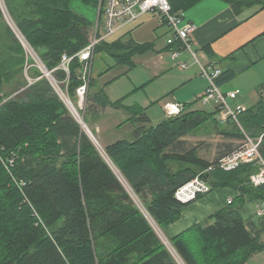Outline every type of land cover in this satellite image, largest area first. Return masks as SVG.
Returning <instances> with one entry per match:
<instances>
[{"label": "trees", "instance_id": "1", "mask_svg": "<svg viewBox=\"0 0 264 264\" xmlns=\"http://www.w3.org/2000/svg\"><path fill=\"white\" fill-rule=\"evenodd\" d=\"M4 1L5 8L0 6V148L4 158L14 155L15 166L9 172L0 161V264H179L148 217L162 230L179 221L183 211L205 195L184 203L177 192L208 170L211 192L229 188L239 196L170 240L176 254L184 264H246L264 251V219L262 228L257 224L253 228L244 218L248 203L264 202V185L255 187L250 180L257 167L246 164L225 170L219 167V159L202 158L199 148L188 147L184 140L209 129L210 123L214 134L231 141L224 148L232 153L234 139H245L234 123H220L217 110L189 111L194 104L157 126H147L149 121L141 112L140 117L134 114L139 126L133 139L110 144L103 156L47 80L29 87L26 83L18 95L11 90L25 81L27 64L34 60L27 57L5 16L12 18L58 83L68 81L71 100L78 99L76 91L84 82L77 55L102 22L74 13L72 0ZM80 1L95 10L102 2ZM199 1L174 0L173 11L188 10ZM221 1L238 15L264 9V0ZM150 48L102 41L95 53L105 52L133 67L132 58ZM65 55L74 58L69 73L60 68ZM28 73L33 80L41 76L36 67ZM227 79L221 76L218 83ZM92 84L91 80L90 89ZM14 94L22 97L10 99ZM93 100L102 107L111 104L103 91ZM240 120L252 137L264 135L262 102L248 108ZM260 151L264 158V136ZM13 178L26 184L22 195ZM24 199L36 209V216L30 205L21 206Z\"/></svg>", "mask_w": 264, "mask_h": 264}, {"label": "crops", "instance_id": "2", "mask_svg": "<svg viewBox=\"0 0 264 264\" xmlns=\"http://www.w3.org/2000/svg\"><path fill=\"white\" fill-rule=\"evenodd\" d=\"M72 2L73 0L71 5ZM73 12L86 18L83 13L76 10ZM180 13L185 16L186 22L196 26L191 41L194 50L197 52L196 56L188 50L181 49L179 50V57H174L173 52L177 46H169L168 44V39L172 35L171 29L156 14H146L137 23L126 25L115 35L103 40L111 44L122 42L124 44L134 43L139 46L150 45L151 48L148 52L132 58L133 67L125 63H118L114 57L105 52L95 53L96 58L94 59L95 62L93 61L91 72L93 82L91 89L93 91L92 94L89 93L90 105L87 109L88 114L91 112L93 114L92 124H95L94 120L98 121L101 113L104 116L113 112L120 113L116 109L118 106L114 105L118 102L123 104V98L129 99L145 87H149V91L134 101L136 103L134 106L124 104L121 106L130 112V114L127 113L130 117H125L124 124L120 125L117 118L112 120L114 126L121 130V134L122 130L123 133L126 132L122 134L124 136L120 140H128L130 137L131 140L133 139L134 132L139 126L138 122L133 120L134 114H137L136 117H140L141 112L145 114L149 121L147 126L158 125L159 119H163V117L158 118L159 116L154 113V109L157 108L155 104L159 106L161 111L158 110L164 116L165 113L167 114L166 106L168 105L165 103L170 100L178 101V104H185V106L194 104L189 111L205 110L197 107L200 104V98L209 87L208 80L201 74L200 64H210L222 70L224 79L225 77L228 78L222 83H218L224 93L240 91V95L234 104L243 105L247 108L258 105L260 101L258 90L264 84V9L260 11L257 9L249 10L238 15L229 4L221 0H201L188 10L180 11ZM96 16V22L101 21L103 23V17L100 14H96ZM99 25L102 26L100 23ZM164 39L165 42H163ZM138 64H141L142 67L145 65L148 70L137 74L138 76L133 79L131 74L137 70ZM183 64H186L185 67ZM125 77L128 78L127 87L119 94L117 100H112L105 91H109V86L125 79ZM158 84L159 86H157ZM102 91L111 103L108 107H102L93 100L94 95ZM255 94L257 102L254 103L252 101H254ZM163 97L164 100L161 104L160 101ZM153 104L154 109L151 111ZM208 111L210 110L208 109ZM165 119L167 118L164 117ZM96 129L101 134L108 132V128L103 131L100 125H96ZM196 137L195 135H188L184 140L188 147H198L199 154L202 156L198 146L200 144L195 143ZM213 192L188 206L183 211L181 219L165 229V237L169 241L194 225L206 221L239 196L238 192L229 188L221 189L216 193ZM248 204L259 207L261 203ZM244 213L247 214L248 217L245 218L244 215V218L247 222L249 221L251 227L254 228V225L257 224L259 228H262V220L257 218V214H255L256 217L253 216L247 205ZM256 229L260 230L257 226ZM256 256L257 254L252 258Z\"/></svg>", "mask_w": 264, "mask_h": 264}, {"label": "built area", "instance_id": "3", "mask_svg": "<svg viewBox=\"0 0 264 264\" xmlns=\"http://www.w3.org/2000/svg\"><path fill=\"white\" fill-rule=\"evenodd\" d=\"M173 1L174 0H102L98 9L99 14L104 19L102 26H100L99 23L96 24L93 28V36L90 44L77 55L83 66L81 73L84 81L76 91L78 100L80 99L81 102H84L88 96V90L91 84V60L95 54L97 45L106 38L115 35L122 27L137 23L139 19L146 14L158 15L162 22L171 29L172 35L168 39V44L169 46H177L175 52H173L175 58L179 57V50L181 49L190 51L194 56L197 55L191 42L196 26L190 22H186L185 16L182 13L173 11ZM98 32L100 36H98ZM29 57H32L33 60L35 59L33 56ZM73 59V57L65 55L60 68L69 73V66ZM185 65L186 64H183V67H185ZM200 67L202 76L209 82V87L200 98V103L203 106H209L210 111L217 110L220 123L227 124L236 122L239 124L240 116L248 110V108L243 105L234 104L240 95V91L224 93L220 88L216 87V83H218V80L223 74L222 70L210 64H200ZM35 81H37V79H30L29 86ZM259 97L264 105V85L259 91ZM185 109L186 106L183 104L171 103L166 106V112L170 118L181 116L185 113ZM262 141L263 136L259 139H253L246 135L245 142L240 147V150L233 156L224 159L222 162L220 160L219 165L221 164V167L226 170H233L240 165H255L260 170L251 176V183L255 187L264 185V158L260 151ZM2 151L3 148H0V161L4 168L10 172L15 166V157L13 155L4 158ZM13 180V182L19 186V189L23 191V187H25L26 184L16 178H13ZM211 191L212 187L209 183L200 180L198 176L193 182L182 187L177 192L176 197L178 200L187 203L195 200L199 194L206 195L211 193ZM257 216L260 218L264 217V202L260 204ZM172 251L175 253L173 247Z\"/></svg>", "mask_w": 264, "mask_h": 264}, {"label": "rangeland", "instance_id": "4", "mask_svg": "<svg viewBox=\"0 0 264 264\" xmlns=\"http://www.w3.org/2000/svg\"><path fill=\"white\" fill-rule=\"evenodd\" d=\"M4 5H5V1L4 0H0V6L3 9L5 8ZM70 7L72 8L73 11L76 10L79 13H83L85 15V17L87 19H89L90 21H92L93 23L96 22V19H97L96 14L99 15V10H95V9H92L91 7H87L80 0H73L72 5L70 4ZM5 20L9 23V25L11 26V28L15 32H17V36L20 39L21 43L23 44V46H24V48L26 50L27 57L33 56L35 58L34 59L35 61H33V64H31V65H28L27 64V67H29V68H27V70L25 72V76L27 77V78L26 77L24 78L25 81L20 80V81H23V82L20 83V84H15L11 88V90L15 91L17 93V95H18L26 87H29V83H30V79L31 78H29L28 76L31 77V73H28V69H30L31 67H36L38 69V71L40 72V75H41L38 78L36 77L37 78V81L40 80V79H45V80H47L51 84V86L54 88V90L56 91V93L61 96V100L65 103V105L69 109V111L71 113V116L74 117V119L80 124L82 130L89 136V133H88L89 131H87L84 128V125L81 124L82 122L80 121V119L78 117H76V115L74 114V112L70 108L69 104L62 97L59 89L57 88V85L59 86V88L61 89V91L64 92L67 95V97L69 98V100L71 101V103H73V105L76 107V109L78 110L80 116H82L84 123L87 125V127L90 130V132L92 133V136H89V137L91 138V140L93 141V143L95 144V146L97 147V149L100 151V153L103 156H105V148L107 146H109L110 144L119 141L124 136L122 134H125L126 133V132L123 133V130H122V134H121V130H119L117 127L114 126V123L112 122V120L117 118V120H118V122H119L120 125L124 124L125 117L126 118H127V116L130 117V115H127V113L130 114V112L126 111L121 106L123 104L124 105H133L134 106L136 104V103H134V101H136V100L140 99L141 97H143L144 93H146V91H149L148 90L149 87H145L144 89H142L140 91H137L129 99L128 98L127 99L123 98V104L121 106H118L116 108L120 113L113 112L112 114H107L106 116L102 115V113H101L100 114L101 116H99L98 121H95L94 120L93 122H95V124L97 126L100 125L102 127L103 131H105L104 129H107L108 128V132L106 134L98 133L97 132L98 130L96 129V125L95 124H92V122H91V120H93V119H91V118H93L92 112H91V114L90 113L88 114V112H87L88 111L87 110L88 109V105H90V102L88 101L89 100V93L92 94V91L93 90L91 89V92H90V88H89V90H88V96L86 98V101H84V102H81L80 99L79 100L78 99L71 100L70 97H69V95H68V93H67V91H68V84H69L68 81L61 82V83H58V81L56 82V74L53 71H50V69L45 65V63H43V61L41 60V58H40L39 54L36 52V50L34 48H31V46L29 45V43H27V41L24 40V38L18 32V30H17V28L15 26V23L12 20V18H10L7 15V16H5ZM163 42H165V39L163 40ZM95 58L96 57H95V54H94V56L92 57V60H91V72H92L93 61L95 62V60H94ZM81 70H83V66H82V69ZM147 70L148 69H146V66L145 65L142 67L141 64H138L137 65V70L136 71H133L131 75H133V79H134L135 77L138 76L137 74H140L142 72H146ZM127 81H128V78L125 77V79H121L119 82H115L112 86H109L108 87L109 88V91H107V92L105 91V93L107 95H109L110 98H112V100H117L116 98L119 96V94H121V92H123L124 89L127 87ZM26 83L28 84V86H26L27 85ZM24 85L26 86L25 88L23 87ZM157 86H159V84ZM17 95H15V94L14 95H11L10 96V99L11 98L16 99V98H19V97L21 98L22 97V95H19L18 97H17ZM120 96H122V95H120ZM170 98H172V97H170ZM163 100H164V97L160 101L161 104H162V101ZM253 100L254 101H252V102H254V103L257 102L256 94L254 95ZM259 100H260V98H259ZM167 103L168 104H171V103L178 104L179 102L178 101H171L170 100V101L166 102L165 104L167 105ZM155 106L157 108L154 109V104L151 105V107H152L151 111L154 109V113H156V115L159 116L158 118H162L163 117V119H159V121H158L157 124H159L160 122H163L164 117H166L167 119L170 118L166 113H165V116H164V114L162 112L161 113L159 112V110L161 111V109L159 108V106L157 104H155ZM197 107L204 108L205 110H208L209 109V106H202L201 103L198 104ZM91 108H92V101H91ZM167 119H165V120H167ZM217 119L219 121V117H217ZM208 127H209V129L202 130L199 133V135L196 137V140H195L196 141L195 143L197 145L200 144L198 146L200 147V152H201L202 156L200 154L199 155L201 157L207 159L210 162H215V161H217V159L222 160L224 157H226V156H228L230 154L228 152V150L226 148H224V145L226 143L231 142V141H227L222 136H219V135L214 134V132H212V128H211L210 123H208ZM125 137H127V136L125 135ZM130 138L128 140H131ZM244 142H245V139H242V140H235L234 139V141L232 142L233 147H234L233 148V151H235L237 148L241 147L244 144ZM110 165H111L112 169L116 172V174L120 177V179L122 181H124L123 178L121 177L119 171L117 170V168L115 166H113L112 164H110ZM257 170H260V169L257 168ZM14 186L20 191V193L22 195V190L19 189V186L17 184H15V183H14ZM23 189H24V187H23ZM219 190H221V189H217L213 193H216ZM136 201L139 204V206L141 207V209L143 210V212L145 213L146 210L141 205L140 200H138V198H136ZM25 203H27L28 205H30L32 207V210L34 212V215L36 216V213H37L36 209H34V207L31 205V203L29 204L26 199H24L21 202V206H23V204H25ZM247 207L249 208V210L251 211V214L253 216H255V214H257L256 211H257V209H259L258 206L251 205V204H247ZM244 215H245V218L248 217L246 213H244ZM148 218L151 219L150 217H148ZM257 218L258 219H261V218H259V216H257ZM262 218L264 219V217H262ZM255 221H258V220L255 219ZM150 222L153 223L152 225L154 227V230L160 236V238L165 243V245L167 246V248L170 249V251H172V244L165 237L166 230L165 229L162 230L153 220L150 221ZM261 240L264 242V232L261 235ZM172 253L175 256V259H177V261H178L179 264H184L183 261L180 259V257L176 254V252L174 253L172 251ZM246 264H264V251L261 252V253H259V254H257L256 257L251 258Z\"/></svg>", "mask_w": 264, "mask_h": 264}, {"label": "bare ground", "instance_id": "5", "mask_svg": "<svg viewBox=\"0 0 264 264\" xmlns=\"http://www.w3.org/2000/svg\"><path fill=\"white\" fill-rule=\"evenodd\" d=\"M161 26V25H160ZM216 87L217 88H220L219 87V85H218V83H216ZM57 88L59 89V91H60V93H61V95H62V97L65 99V101L69 104V106H70V108L72 109V111L74 112V114L76 115V117H78L79 119H80V121L82 122V124L84 125V128L87 130V131H89L90 132V130H89V128L87 127V125L83 122V118H82V116H80V114H79V112H78V110L76 109V107L73 105V103H71V101L69 100V98L67 97V95L64 93V92H62L61 91V89L59 88V86L57 85ZM234 124L243 132V134H244V136H249V137H251V138H253V139H259L260 137H262V136H264V135H260V136H258V137H252L251 135H249V133H247L246 132V130L244 129V127L242 126V123H241V120H239V124H237L236 122H234ZM83 127V126H82ZM240 150V147L239 148H237L235 151H233L232 153H230L228 156H226V157H224L222 160H221V162L224 160V159H226V158H228V157H231V156H233L235 153H237L238 151ZM219 167H221V164L219 165ZM222 168V167H221ZM224 169V168H223ZM226 170V169H225ZM209 172H210V170H208ZM118 173V172H117ZM203 173V172H202ZM211 173V172H210ZM211 177V176H210ZM195 180V179H194ZM193 180V181H194ZM193 181H191V182H193ZM190 182V183H191ZM190 183H188V184H190ZM151 221H152V219H150ZM153 224V223H152Z\"/></svg>", "mask_w": 264, "mask_h": 264}, {"label": "water", "instance_id": "6", "mask_svg": "<svg viewBox=\"0 0 264 264\" xmlns=\"http://www.w3.org/2000/svg\"><path fill=\"white\" fill-rule=\"evenodd\" d=\"M59 95V94H58ZM60 96V95H59ZM61 98V96H60ZM84 122V121H83ZM82 124V123H81ZM89 133V136H92V133L91 132H88ZM210 176H211V173L209 171H205L203 173H201L199 175V179L200 180H203L204 182H209L210 181Z\"/></svg>", "mask_w": 264, "mask_h": 264}]
</instances>
